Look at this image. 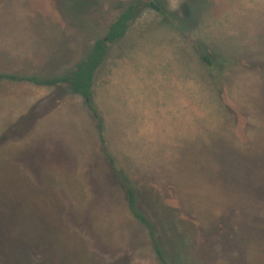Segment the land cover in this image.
Segmentation results:
<instances>
[{
  "label": "rangeland",
  "instance_id": "1",
  "mask_svg": "<svg viewBox=\"0 0 264 264\" xmlns=\"http://www.w3.org/2000/svg\"><path fill=\"white\" fill-rule=\"evenodd\" d=\"M137 1L0 0V75L18 78L0 80V264H161L122 184L114 219L89 213L80 171L111 176L105 148L149 170L131 187L171 264H264V0H152L164 13L144 8L98 77L106 147L82 96L62 85L79 98L52 115L29 81L81 64Z\"/></svg>",
  "mask_w": 264,
  "mask_h": 264
},
{
  "label": "trees",
  "instance_id": "2",
  "mask_svg": "<svg viewBox=\"0 0 264 264\" xmlns=\"http://www.w3.org/2000/svg\"><path fill=\"white\" fill-rule=\"evenodd\" d=\"M147 7H151L158 12L164 13L163 9L152 0H150L149 3H146L144 0H138L137 3L132 5L128 10H126L111 25L107 33V36L95 43L94 50L91 53V55L88 56L86 60L83 61L69 77L57 78L51 80L48 79L44 81H40L37 78H29L30 82H34L42 86L53 87V86L68 85L73 89V91L76 94L82 96L87 101L90 110L94 112L95 117L99 122V127L100 130L102 131V142L104 144V147H106L105 136L103 134V132L105 131L103 126L104 123L93 103L92 86L94 84L98 71L104 66L106 62L109 51V45L114 44L120 41L123 37H125L126 33L130 29L134 21L138 18L141 11ZM202 59L205 63L211 66L212 63L210 59H208L205 56L202 57ZM2 79L18 80V78L15 76L0 75V80ZM104 152L108 157V159L110 160L114 173L116 174V176L120 180V183L127 192L129 198V208L131 213L143 226H145L148 229L150 239L152 241V244L154 246L155 252L157 254L160 263L171 264L169 261V257L159 240V234L156 227L145 216L140 214L137 209V199L135 192L131 187L130 179L128 178L126 173L118 167L117 162L113 159V157L110 155V153L106 148Z\"/></svg>",
  "mask_w": 264,
  "mask_h": 264
},
{
  "label": "crops",
  "instance_id": "3",
  "mask_svg": "<svg viewBox=\"0 0 264 264\" xmlns=\"http://www.w3.org/2000/svg\"><path fill=\"white\" fill-rule=\"evenodd\" d=\"M85 59V57H82V58H80V60H76L75 62H73L72 64H70V65H68L63 71H52V72H48V73H44V72H42L40 75L41 76H48L49 74H52V75H57V77L55 78H47V79H45V80H51V79H57V78H60L61 76V74H63L64 72H65V70L66 69H68L69 71H70V69H72L73 70V72L76 70V68L78 67V65H80V62L82 61V60H84ZM115 69V68H114ZM71 70V71H72ZM104 71V69H103V67L98 71V73H97V75H96V79H95V81H94V84H93V86H92V98H93V100H94V102H95V106L97 107V111H98V113H99V115L101 116V118H102V121H103V123H104V125L106 124V123H108V121H107V115H106V113H105V111L103 110V108H102V106L100 105V101H101V99L104 97V95L106 94V92L105 91H103L104 90V81H105V78H104V80L102 81L101 80V84L99 85V83H97L98 82V77L99 76H101V72H103ZM112 71H113V68L111 69V71H109L110 72V76H111V73H112ZM73 72H71V73H73ZM70 73V74H71ZM70 74H69V76H70ZM102 76H104V77H107V76H105V75H103L102 74ZM64 78V77H63ZM66 86V85H65ZM48 88H46V90L45 89H42L43 91H48V93L47 94H50L49 96H48V98L51 96V97H55V96H57L58 98H60L59 99V102H60V104H58V105H51L52 106V110H51V112H52V115H56V114H58V111H62V108L63 107H65V109H68V108H70L71 106H73V107H75L76 106V103H77V99L79 98V97H77L76 95H74L73 93H71L70 91H67V92H63V91H60V87L61 86H53V87H51V86H47ZM72 89V88H71ZM33 90L35 91V90H38V87H35V88H33ZM73 90V89H72ZM74 92V91H73ZM65 93V94H64ZM75 93V92H74ZM51 94H53V96L51 95ZM72 95L71 97H73L74 98V102L72 103V104H68V105H66L65 104V99H66V97L64 98V96L65 95ZM36 95V94H35ZM63 95V96H62ZM56 97V98H57ZM72 107V108H73ZM79 107V106H78ZM85 107V110H86V112H87V109L89 110L88 112H90L91 110H90V108L89 107H87V106H84ZM80 108V107H79ZM92 114V113H91ZM87 115V114H86ZM109 119V118H108ZM36 128V127H35ZM34 130V126L32 127V131ZM107 130V129H106ZM104 152V151H103ZM111 155V154H110ZM112 156H113V154H112ZM114 159V158H113ZM118 163H121L120 165H122L123 167V169L125 170V173H126V175L128 176V178L129 179H134V178H137L138 177V175H141V174H143V173H147V172H149V170L148 169H140V171L138 170V171H133V169H134V165L132 164V162L130 163V166L132 165V167H131V169H130V166L128 167V168H126L125 166H124V164L122 163V161H119ZM57 165H59V166H57ZM108 167L111 169V176H109V175H104V176H99V177H97V176H95L94 174L92 175V180H86V174L84 173V172H82V171H80L79 169V171H80V173H81V180H82V184H83V187H85V189H87V188H89V190H92L93 189V192L95 193L94 194V197H95V199H96V201L95 202H97V203H99V204H104V205H98V207H95V209L92 211H90L89 213H91V214H94L97 218H108V219H114V217H116V214L118 213V211H117V208L115 207V205H116V201L118 202V198L116 199V197L113 195V193H114V190L117 192V189L119 188L118 186L120 185L121 186V183H119L118 182V178L115 176L116 174L114 173V171H113V169H112V166H110V165H108ZM32 168V167H31ZM58 168V169H57ZM57 169V171H60V172H64V173H68V172H70V173H72L74 176H76L75 174H76V172H77V169H72V167L70 166V165H67V164H64V165H62V164H59V163H55L54 165H53V167L51 168V171L52 172H54L55 170ZM109 169V170H110ZM33 171L34 170H32L31 172H32V176H33V178L34 179H37L38 181L40 180V178H41V176H39V175H36V173H33ZM142 172V173H141ZM139 173V174H138ZM72 174H70V175H72ZM103 174H104V171H103ZM137 176H136V175ZM91 175H89L88 177H90ZM109 176V177H108ZM90 181H92V182H90ZM87 183H89V186H87V185H85V184H87ZM122 187V186H121ZM123 188V187H122ZM119 190V189H118ZM124 190V189H123ZM124 192H125V190H124ZM126 193V192H125ZM121 194L122 195H124V193L121 191ZM126 196H127V194H125ZM135 195H136V193H135ZM128 199V201H129V198H127ZM136 199H137V209H138V198H137V195H136ZM106 204H107V206H106ZM128 209H129V211H130V208H129V204H128ZM130 213H131V211H130ZM140 213V212H139ZM132 214V213H131ZM141 214V213H140ZM133 215V214H132ZM135 218V217H134ZM136 219V218H135ZM153 245V244H152ZM153 248H154V246H153ZM155 250V249H154Z\"/></svg>",
  "mask_w": 264,
  "mask_h": 264
}]
</instances>
